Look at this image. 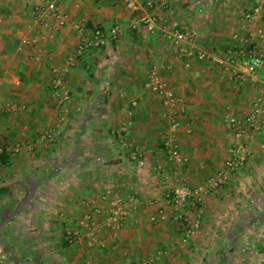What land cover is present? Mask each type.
<instances>
[{
  "label": "crops",
  "instance_id": "crops-1",
  "mask_svg": "<svg viewBox=\"0 0 264 264\" xmlns=\"http://www.w3.org/2000/svg\"><path fill=\"white\" fill-rule=\"evenodd\" d=\"M48 1L71 19L52 37L34 15ZM254 1L167 0L165 8L156 3L151 9L148 0H132L134 10L121 0H0V103L15 108L0 111V148L7 152L22 145L19 153L9 154L7 165H0V189H9L0 196V205H21L14 217L31 218L32 229L45 217L47 244L52 245L43 248L39 232L34 233L26 264H264L260 132L245 124L244 167L224 188L188 203L187 216L201 221L191 238L183 236L164 200L179 185L202 187L224 167L234 146V129L225 117L244 120L264 87V72L242 82L236 66L226 71L210 61L179 56L166 33L187 28L195 33L197 48L224 57L235 46L233 36H244L241 15ZM262 4L254 28L264 29V0ZM76 24L86 34L95 28L108 34L114 27L119 34L106 47L79 56L67 78L71 101L61 113L51 99L49 67L65 66L74 53ZM39 32L48 36L44 42L22 46L23 38ZM152 66L184 105L178 138L186 163L165 158L162 137L169 112L145 87ZM258 121L264 126V104ZM128 122L122 135L140 148L143 170L120 144ZM48 132L52 136L44 140ZM114 195L129 209L118 230L107 222ZM160 212L165 219L152 222ZM87 217L97 231L93 238ZM67 229L79 235V244L65 242ZM0 264L5 263L0 259Z\"/></svg>",
  "mask_w": 264,
  "mask_h": 264
},
{
  "label": "built area",
  "instance_id": "built-area-1",
  "mask_svg": "<svg viewBox=\"0 0 264 264\" xmlns=\"http://www.w3.org/2000/svg\"><path fill=\"white\" fill-rule=\"evenodd\" d=\"M129 8L136 10L137 6L132 0H121ZM227 1V0H223ZM159 4L166 7L167 0H148V7L153 9L154 4ZM263 4L262 0H255L253 5L245 10L241 15L240 27L244 33L243 37L233 36L235 46L229 49L224 57H216L208 50L199 49L196 46V35L187 28L177 29L173 32L166 33V38L171 41L176 53L181 57L193 58L199 62L210 61L214 64L225 67L228 70L230 66H236L240 69L238 75L239 80L246 82L254 81L258 74L264 72V29L262 27L254 28L262 16ZM35 21L41 29H48L50 36L62 30L64 27L71 24L69 14L56 5L54 1H48L44 7L34 10ZM77 31V46L74 53L65 61V66L51 65L49 72L51 75L50 93L54 106L63 113L65 108L71 101V94L67 83V78L70 69L75 67L79 56L85 51L92 49H100L106 47L111 41L118 37V29L112 28L110 32L104 33L102 30L95 28L90 34H86L82 24H76ZM48 36L39 32L34 38H23L21 44L24 47L37 46L44 42ZM264 82V80H263ZM264 85V84H263ZM145 87L155 92L159 97L162 105L168 109L169 123L162 137L163 152L167 161L172 163L183 164L187 159L182 155L178 133L181 128V117L185 114V108L181 99L174 91L165 83L156 66H152L147 74ZM264 104V87L260 95L253 103L251 113L244 119L240 120L233 116H226L225 123L231 126L233 130L234 146L230 158L225 162L224 167L213 177L209 178L205 184L198 189H190L186 185H179L173 190H168L165 193V203L173 209V220L178 222L183 229V236L186 239L191 238L201 227L200 217L190 218L185 212L190 201L198 203L201 201L202 193H207L210 190H218L224 188L232 175L241 171L246 162V153L241 145V140L244 135V125L247 124L250 128L261 133L264 139V126L259 121V115L262 113V105ZM132 107H137V101L131 103ZM14 106L11 104L0 103V111L8 113L14 111ZM130 123L122 126L119 134L121 147L128 149L130 160L136 163L138 169L143 170L145 167L140 148L132 144L122 134L129 129ZM51 132H48L43 139H50ZM22 145L15 144L7 148L10 155H15L21 151ZM2 148H0V153ZM159 172L162 167H158ZM113 195L111 191L106 193ZM113 207L108 210L107 222L114 230L120 229L122 223L129 214V209L124 201L119 196L114 195ZM130 203L133 206L137 205V200L132 197ZM87 226L89 236L93 237L96 234V228L93 225L91 217H87ZM165 219L162 212L157 217H151V221H163ZM66 240L72 244L76 243L78 236L76 233L66 232ZM132 264V263H130ZM133 264H150V261H140Z\"/></svg>",
  "mask_w": 264,
  "mask_h": 264
},
{
  "label": "rangeland",
  "instance_id": "rangeland-1",
  "mask_svg": "<svg viewBox=\"0 0 264 264\" xmlns=\"http://www.w3.org/2000/svg\"><path fill=\"white\" fill-rule=\"evenodd\" d=\"M14 201V200H13ZM6 208V210H5ZM17 209V206L13 203L10 205H0V223L7 220L11 215H13V212ZM45 217L39 218V223L35 224L36 228L32 229L31 218L29 217H14L13 223L11 226L7 227V231L5 233V236H10L7 241L13 242L15 244V247L17 249V253L24 257L25 253L27 255L30 254L31 250V242L30 237L34 236V233L39 232L38 239H40L38 242L42 245L43 248L48 249L49 247L52 248V245H48L47 243H51L50 237L47 236ZM71 232L74 233V231L67 229L64 233ZM33 233V235H32ZM12 235V236H11ZM78 239L76 243H72V245L79 244L80 237L77 234ZM93 238V237H92ZM30 256V255H29ZM3 257V259H2ZM27 258V257H26ZM31 260L34 262L35 255L33 254V257H30ZM0 259L5 264H13L10 262L9 256L5 253L4 249L2 248V243H0ZM36 261V260H35ZM38 261V260H37ZM28 263V262H27ZM16 264V263H15Z\"/></svg>",
  "mask_w": 264,
  "mask_h": 264
},
{
  "label": "trees",
  "instance_id": "trees-1",
  "mask_svg": "<svg viewBox=\"0 0 264 264\" xmlns=\"http://www.w3.org/2000/svg\"><path fill=\"white\" fill-rule=\"evenodd\" d=\"M8 161H9V153H7L5 149H2V152L0 153V165H7ZM8 193H9V189L7 188L0 189V196L7 195ZM20 209H21V205L17 207V209L13 212V215L11 217H9L7 220L5 219L0 223V243H2V248L9 256L10 262H14L16 264H26L27 263L26 253L25 255H23L24 257L20 256L17 253L15 244H13V242L9 243L11 240L9 242L7 241V239L10 236L8 237L5 236L7 227L12 225L14 220V215L16 214V211H19ZM65 242L67 244H70L67 240H65Z\"/></svg>",
  "mask_w": 264,
  "mask_h": 264
}]
</instances>
